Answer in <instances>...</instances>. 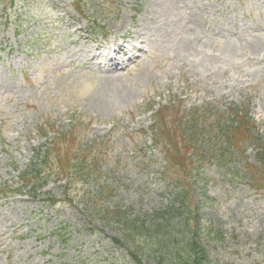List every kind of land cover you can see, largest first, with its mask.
Listing matches in <instances>:
<instances>
[{"label": "rangeland", "instance_id": "374dc122", "mask_svg": "<svg viewBox=\"0 0 264 264\" xmlns=\"http://www.w3.org/2000/svg\"><path fill=\"white\" fill-rule=\"evenodd\" d=\"M66 1L0 0V81L10 83L9 91L0 86V187L19 191L0 200V264H134L113 244L140 241L124 227L129 219L143 243L158 227L177 241L189 232L190 213L165 222L154 215L178 188L153 143L147 108L181 100L189 113L217 123L218 139L221 123L232 122L223 109L249 105L264 139V0H86L85 14L97 26L108 23V37L90 31V19ZM55 3L69 13L66 21ZM118 42L140 59L106 72L92 54ZM47 124L73 131L101 169L73 173L67 185L52 174L49 196L33 199L15 169L48 147L38 134ZM255 152L245 158L249 166L234 163L224 172L211 160L195 173L191 235L212 263L264 264V149L262 167ZM245 169L255 171L254 181ZM152 243L144 263L169 264Z\"/></svg>", "mask_w": 264, "mask_h": 264}, {"label": "trees", "instance_id": "16d2710c", "mask_svg": "<svg viewBox=\"0 0 264 264\" xmlns=\"http://www.w3.org/2000/svg\"><path fill=\"white\" fill-rule=\"evenodd\" d=\"M240 127L237 130H242L243 139L241 138L239 141L234 134L230 137V142H232L235 146L238 147V149L241 148L242 144H248L252 138L248 135L249 132L246 130H243V126L245 127L246 124L242 120L239 122ZM252 133V132H251ZM253 135V133H252ZM257 145V143H256ZM190 190L188 188H184L183 191L180 194L181 203L179 204V208L169 209L170 211L167 213L169 217L175 216L178 212H185L188 208H190V203L192 202V199H190ZM185 204H188L187 207H185ZM182 207V208H181ZM176 210V211H175ZM190 210V209H189ZM174 211V212H172ZM159 229H161L159 227ZM169 233L167 236L163 233ZM193 231L188 232L183 236V238L180 239L178 244H174L173 242L175 240L172 239V234H170V231H167L166 229L163 231V233L155 234V239L158 241L159 245H164L165 247V259L169 262V264H215L212 263L209 259V255L206 251L200 250V248L197 247L196 240L194 234L191 235ZM169 236V237H168ZM141 255L142 253H145L142 248L139 247L137 250ZM166 261V262H167Z\"/></svg>", "mask_w": 264, "mask_h": 264}, {"label": "bare ground", "instance_id": "6f19581e", "mask_svg": "<svg viewBox=\"0 0 264 264\" xmlns=\"http://www.w3.org/2000/svg\"><path fill=\"white\" fill-rule=\"evenodd\" d=\"M120 44L121 43H118V45L115 44V48L110 47V48H107L105 50H102L101 49V50H99V52L100 53H105L104 56H110V57L116 56L117 54L118 55L120 54V55H122V57L127 58L129 61H133V63H137V62H135L133 60V57H131V54L130 53H133L134 54V51H132V48H131V51H129V50H127L128 48L126 49V47H122V45H120ZM117 46H118V48H117ZM92 59L93 60L98 59L97 55L96 54H92ZM138 59H140V55L138 56ZM123 65L120 66V65H115L114 63H112L111 64V68H107L106 71H108V72H111V71L116 72V71L122 69L123 68ZM9 85H10L9 82H5L3 84V88L5 90H8L9 91Z\"/></svg>", "mask_w": 264, "mask_h": 264}]
</instances>
